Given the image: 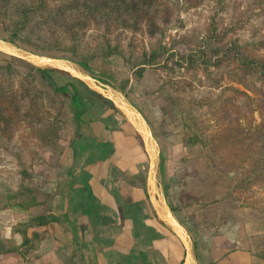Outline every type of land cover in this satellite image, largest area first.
<instances>
[{
	"label": "trees",
	"instance_id": "16d2710c",
	"mask_svg": "<svg viewBox=\"0 0 264 264\" xmlns=\"http://www.w3.org/2000/svg\"><path fill=\"white\" fill-rule=\"evenodd\" d=\"M198 3L199 0L194 2ZM178 4L172 0H0V30L8 35L5 39L22 47L31 45L34 49L30 50L37 53L62 51L89 69V61L97 57L123 53L120 30L138 27L143 28L149 46L140 51L129 47L128 61L137 73L146 67L166 70L177 66L211 77L214 69L222 73L230 67L229 79L233 84L220 86L219 92L182 97L179 83L164 78L159 91L174 102V113L183 119V128L188 131L186 143L200 146L216 172L224 176L234 174L235 181L227 189L226 197L244 200L264 214V199L257 196L258 190H264V116L260 123L252 125L255 103L264 110V40L240 43L229 32H217L211 27L199 40L184 37L168 46L164 43L165 31L183 26ZM178 43L185 45V52L174 48ZM2 55L5 58L0 63V210L18 208L26 212L41 204L30 186L32 164L41 156L26 147L16 149L13 144L24 125L28 128L27 135L22 137L25 144L37 141L43 151L63 153L62 120L46 107V92L37 77L38 72L50 74L55 70L38 69ZM49 81L79 110L86 97L115 110L108 100L79 80L72 78L64 84ZM209 114L214 116L213 123ZM152 216L157 219L154 212ZM44 218L30 215L12 226L13 235L21 236L20 243L13 236H0V256L19 253L26 257L34 248L39 236L36 228ZM167 233L174 236L169 230ZM258 255L264 262V249Z\"/></svg>",
	"mask_w": 264,
	"mask_h": 264
},
{
	"label": "crops",
	"instance_id": "0c3cea01",
	"mask_svg": "<svg viewBox=\"0 0 264 264\" xmlns=\"http://www.w3.org/2000/svg\"><path fill=\"white\" fill-rule=\"evenodd\" d=\"M82 105L60 165L33 178L50 198L33 212L45 217L34 248L26 257L1 255L0 264H181V242L147 204L140 140L104 103L86 97ZM143 115L157 138L151 113ZM158 142L166 198L194 240L198 264H263L264 214L226 197L234 175L215 172L198 145ZM14 223H2L0 235L20 243Z\"/></svg>",
	"mask_w": 264,
	"mask_h": 264
},
{
	"label": "rangeland",
	"instance_id": "374dc122",
	"mask_svg": "<svg viewBox=\"0 0 264 264\" xmlns=\"http://www.w3.org/2000/svg\"><path fill=\"white\" fill-rule=\"evenodd\" d=\"M172 1L179 3L178 5L181 9L180 18L183 26L171 27L165 31L164 43L168 46H172L175 40L184 37L191 41L199 40L211 27L216 28L217 32H229L232 38L238 39L240 43H258L264 40V0H199L198 4H194L196 0ZM6 36H8L6 32L0 30V37ZM120 38L124 46L123 53L110 57H97L89 61V69L106 81L120 86L127 93L128 98L134 104L137 103L144 110V113H151L153 119L152 116H149V118L157 134V139H159L158 141H161V143L174 142L176 144L183 143L186 145L185 139L188 131L183 128V119L177 117L173 111L174 102L165 96L163 92L159 91L161 79L164 78L172 82H178L181 87L179 94L182 97L201 96L209 92H219L222 87L233 84L230 83L229 79L228 72L230 71V67H225L222 73H218L214 69L215 73L211 77H206L201 73L195 75L185 68H179L177 66H173V69L166 70L146 67L141 73H137V70H134L128 61L129 47L134 48L136 51L148 48L149 39L144 33L143 28L138 27H129L126 30H120ZM25 47L34 49L31 45L25 44ZM174 48L179 52L186 51V47L182 43L176 44ZM42 53L55 56H67L74 59L70 54L62 51H44ZM4 58L0 54V63L4 61ZM19 67L21 70H24L23 65L20 64ZM37 74L38 83L44 87L46 92V107L62 120L63 129L60 133V143L64 146V150L61 155H58L51 151L41 150L38 147L37 141H28L25 144L22 137L27 135L28 128L24 125H22L19 135L16 137L13 147L16 149L26 147L41 156V159L35 160L32 164L31 175L33 177L30 186L34 188L38 200L39 198L45 200L44 202H40L42 204L44 203L46 207V203L50 198L43 190H39L40 188L33 178H38L41 174L53 169V166L60 165L59 161L66 151L74 129V119L80 118L81 110L77 109L78 107L76 105L70 104L62 92L55 91L54 85L49 81V79H52L57 84H64L72 80L71 76L60 71H52L50 74L38 72ZM185 82L189 83L186 84ZM234 85L239 89H244L241 85ZM80 87L82 88L81 85ZM250 94L256 97L254 93L250 92ZM254 106L256 110L252 116V125L255 126L260 123L264 116V110L257 103ZM209 116L211 123H213L214 116L211 114ZM148 165L149 160L146 155V163L142 171L143 186L144 179L146 180ZM203 169L205 172L207 171L206 168ZM225 181L228 182V179L225 178ZM257 196L264 199V190H258ZM147 204L150 212L153 213L148 200ZM36 209L37 207L26 212H22L18 208L0 210V225L6 223V221L15 222L13 224L15 225L17 222L27 219L30 215H35L33 212H36ZM22 214H27V217L21 218ZM155 222L158 224L157 219H155ZM160 228L163 232L164 229L162 227ZM172 238L180 243L175 236H172Z\"/></svg>",
	"mask_w": 264,
	"mask_h": 264
},
{
	"label": "water",
	"instance_id": "95a60500",
	"mask_svg": "<svg viewBox=\"0 0 264 264\" xmlns=\"http://www.w3.org/2000/svg\"><path fill=\"white\" fill-rule=\"evenodd\" d=\"M0 53L27 62L38 69L64 72L81 81L90 91L108 100L111 106L129 122L149 160L145 192L154 214L159 222L181 242L184 249L182 264H198L194 240L188 229L175 217L166 198L162 185L160 144L147 118L128 98L127 93L117 84L106 81L71 58L37 53L4 37H0Z\"/></svg>",
	"mask_w": 264,
	"mask_h": 264
}]
</instances>
